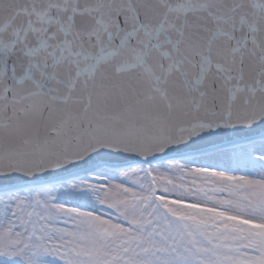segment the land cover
Returning <instances> with one entry per match:
<instances>
[{
  "label": "snow or ice",
  "instance_id": "6c2138e0",
  "mask_svg": "<svg viewBox=\"0 0 264 264\" xmlns=\"http://www.w3.org/2000/svg\"><path fill=\"white\" fill-rule=\"evenodd\" d=\"M0 264H264V0H0Z\"/></svg>",
  "mask_w": 264,
  "mask_h": 264
},
{
  "label": "water",
  "instance_id": "95a60500",
  "mask_svg": "<svg viewBox=\"0 0 264 264\" xmlns=\"http://www.w3.org/2000/svg\"><path fill=\"white\" fill-rule=\"evenodd\" d=\"M164 159L165 157L158 156L155 158V162L160 163V162H163ZM108 162L109 163H141V161L137 157H125V156L113 157Z\"/></svg>",
  "mask_w": 264,
  "mask_h": 264
}]
</instances>
